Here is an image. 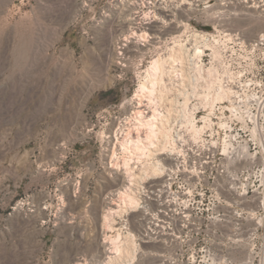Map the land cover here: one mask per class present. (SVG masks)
I'll use <instances>...</instances> for the list:
<instances>
[{
  "label": "rangeland",
  "instance_id": "374dc122",
  "mask_svg": "<svg viewBox=\"0 0 264 264\" xmlns=\"http://www.w3.org/2000/svg\"><path fill=\"white\" fill-rule=\"evenodd\" d=\"M122 1L0 0V264H79L100 253L103 209L123 183L112 149L141 169L110 135L179 20L212 31L200 10L177 8L160 44L128 43L119 58L132 0ZM227 24L246 38L264 32L257 15Z\"/></svg>",
  "mask_w": 264,
  "mask_h": 264
},
{
  "label": "built area",
  "instance_id": "2783aa9c",
  "mask_svg": "<svg viewBox=\"0 0 264 264\" xmlns=\"http://www.w3.org/2000/svg\"><path fill=\"white\" fill-rule=\"evenodd\" d=\"M193 2L212 31L189 24L209 44L192 60L201 75L192 123L173 114L163 173L132 187L140 206L111 204L115 234L131 236L132 257L108 241L79 264H101L108 253L122 256L113 264H264V32L246 38L227 24L247 13L264 19V0Z\"/></svg>",
  "mask_w": 264,
  "mask_h": 264
},
{
  "label": "bare ground",
  "instance_id": "6f19581e",
  "mask_svg": "<svg viewBox=\"0 0 264 264\" xmlns=\"http://www.w3.org/2000/svg\"><path fill=\"white\" fill-rule=\"evenodd\" d=\"M121 3L126 6L124 1L121 0ZM137 5L142 8L134 11ZM193 5V0H132L128 6L129 15L125 18V23L128 24L126 34H121L116 45L121 49L117 53L119 58H125L127 50L124 47L128 43H132L134 50H140L143 40L149 42V37L158 38V43H161V35L175 28V10L181 8L183 11H191L194 9ZM247 14L249 15L240 19L251 20L253 16L251 13ZM235 19L239 21L238 17ZM179 21L180 23H174L182 27L178 38L175 35L172 44H166L163 52H155L131 98L132 110L120 118L116 130L110 135L123 150L130 151V154L138 158L137 164L141 167L140 173H136L135 164H131L136 159L130 162L131 158H119L116 155V146L112 149L109 166L114 169L115 174L122 177L123 182L114 193L119 200L117 211H123L127 207L138 208L140 199H136L133 185L134 188H141V180L158 178L163 173L164 164L160 155L167 150L173 114L175 122L182 121L186 125L192 123L190 98L194 95V82L201 79L199 68L192 65V60L198 58L202 46L209 44L205 41V34H196L188 22ZM114 202L110 199L107 202L110 205L103 209L102 244H108L109 241L118 254L131 258L134 247L131 236H122L120 232L111 236L105 232L115 229L114 216L111 214V204ZM114 261L122 263V256H115V253L105 254L101 264H113Z\"/></svg>",
  "mask_w": 264,
  "mask_h": 264
}]
</instances>
